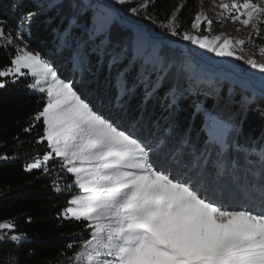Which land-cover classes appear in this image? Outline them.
I'll return each instance as SVG.
<instances>
[{"label":"snow or ice","instance_id":"snow-or-ice-1","mask_svg":"<svg viewBox=\"0 0 264 264\" xmlns=\"http://www.w3.org/2000/svg\"><path fill=\"white\" fill-rule=\"evenodd\" d=\"M34 3L25 11L24 0H15L14 30L0 18V47L14 48L0 78L12 83L29 78L26 87L44 100L23 131L32 132L39 122L43 132L37 142H46L47 151L24 168L52 173L53 189L71 193L58 218L81 225L89 237L81 234L78 244L66 245L75 248L67 257L70 264H264V150L257 153L237 142L238 126L209 112L203 102L193 113L204 115L202 144L179 120L181 101L201 91L195 85L203 80L194 81V66L178 58L174 46L186 41L264 74V62L240 54L246 41L178 30L183 4L157 25V36L128 19L129 14L141 18L153 0ZM130 3L136 6L117 7ZM214 6L221 10L216 23H239L261 35L264 0H214ZM53 9L63 27L53 29L55 46L46 56L30 50L25 36L31 37L33 23ZM213 23L200 11L190 27L211 33ZM258 51L264 55V46ZM101 73L109 86L103 92ZM232 82L242 89V108L264 102V75L250 73L248 80ZM93 83L97 89L90 94ZM5 86L0 80V89ZM204 95H214L225 107L235 103L234 89L227 96L219 89ZM241 154L259 156V178L251 184L238 175ZM25 239L13 222L0 223V242L19 245Z\"/></svg>","mask_w":264,"mask_h":264},{"label":"trees","instance_id":"trees-1","mask_svg":"<svg viewBox=\"0 0 264 264\" xmlns=\"http://www.w3.org/2000/svg\"><path fill=\"white\" fill-rule=\"evenodd\" d=\"M14 3L15 0H0V18L7 20L13 30L19 15V9L13 10ZM180 4L184 7L178 13V30L192 32L190 26L197 14L199 0H153L152 6L142 13L141 18H135L145 22L149 30L159 36L161 30L157 25L166 21ZM134 6L135 3H130L120 8ZM34 8L33 0H24L25 11ZM143 16L150 17L156 24L143 19ZM49 18L51 23H48ZM66 23L65 19L64 24ZM58 27L62 28L63 25L56 9L35 21L31 28V37L25 36L30 50L47 56L55 46L56 35L53 29ZM260 28L261 35L253 34L246 43L247 49L258 50L264 46V24ZM12 34L15 35V31ZM13 55V47H0V68L8 65ZM176 55L178 58H185L178 48ZM61 62L67 71L70 66L65 57H61ZM89 79L96 78L89 76ZM0 80L6 83L0 89V155L10 157L8 160H0V223L13 222L17 233L26 234V239L19 245L15 242H0V264H70L67 257L72 255L75 248L68 250L66 245L78 244L81 234L85 238L89 237V232L81 225L58 218L71 193L56 192L53 189L52 173L43 175L40 170L27 172L24 168L26 161L42 156L47 151L46 142H37L43 132L39 122H36L32 132L23 131L32 123L30 118L42 109L44 100L26 87L31 82L29 78L20 77L15 83L10 78ZM107 87L109 86L105 82L104 74L101 73L99 91L103 92ZM211 87L212 90L219 89L224 96H227L229 89H234L235 103L225 107L223 103L217 104L214 95L205 96L201 92L181 101L179 120L183 125L192 127V139L202 144L206 138V133L202 131L203 113H196L193 117L195 104L203 102L204 108L209 112L218 114L222 119H231L238 126L239 132L235 135L237 142L257 153L264 150V102L244 109L240 104L242 89L239 84L217 78ZM96 89V83L90 85V94ZM239 160L238 175L241 182H255L260 174L259 156L245 157L241 154ZM65 176V173L59 172V177ZM65 182L66 179H61V184Z\"/></svg>","mask_w":264,"mask_h":264},{"label":"rangeland","instance_id":"rangeland-1","mask_svg":"<svg viewBox=\"0 0 264 264\" xmlns=\"http://www.w3.org/2000/svg\"><path fill=\"white\" fill-rule=\"evenodd\" d=\"M219 2L220 0H215V4H218ZM253 2H258V0H253ZM200 11H203L206 15L211 17L214 20V23L212 25L211 33H205L203 30L197 33L195 32V30H193L192 32L194 34H227V36H231L237 39H244L246 43L254 34L250 27L244 28L239 25V23L234 24L232 22H226L223 25L216 23V17L219 15L221 10L218 7L214 6V0H199V7L197 12ZM128 17L133 18L136 21L139 20L135 17H132L131 15H129ZM237 28H240L241 30L236 31L235 29ZM186 44L188 45V47H185ZM174 47L180 49L183 56L189 59L194 66V81L196 79L203 80V83L195 85L197 88L201 89V91H198L201 93L213 91L211 89V85L214 84L217 78L233 83V79L243 80L242 78H238L236 75L248 78H250V73H255L257 77L259 75H264L259 73L258 70L251 69L250 66L246 65L243 61H237L231 57H216L213 53H208L206 50L198 49L197 46L190 45L189 42L186 41L185 44H177ZM240 54L244 55L245 57H254L258 61L264 62V55H261L258 50L247 49L246 44L244 46V50ZM200 59L204 61H201ZM210 65H212L214 68ZM235 65H239V67H234Z\"/></svg>","mask_w":264,"mask_h":264},{"label":"water","instance_id":"water-1","mask_svg":"<svg viewBox=\"0 0 264 264\" xmlns=\"http://www.w3.org/2000/svg\"><path fill=\"white\" fill-rule=\"evenodd\" d=\"M138 22H139V24H141V25H143V26H145L146 28H147V30L148 31H150L149 30V28H148V26L146 25V23L145 22H143V21H141V20H138ZM151 32V31H150ZM152 33V32H151ZM154 35V34H153ZM173 39V38H172ZM180 44H182V43H184L185 44V41H180L179 42ZM201 60V59H200ZM201 61H204V60H201ZM236 75V74H235ZM238 78H242L243 80H248L249 78L248 77H240V76H238V75H236Z\"/></svg>","mask_w":264,"mask_h":264},{"label":"bare ground","instance_id":"bare-ground-1","mask_svg":"<svg viewBox=\"0 0 264 264\" xmlns=\"http://www.w3.org/2000/svg\"><path fill=\"white\" fill-rule=\"evenodd\" d=\"M128 19L129 20H134L133 18H130V17H128ZM134 21H136V20H134ZM136 22H138V21H136ZM139 23V22H138ZM178 44H180V43H178ZM182 44H184V43H182ZM181 45V44H180ZM187 45V44H186ZM210 66H212V65H210ZM213 67V66H212ZM214 68V67H213ZM218 69H221V68H218Z\"/></svg>","mask_w":264,"mask_h":264}]
</instances>
